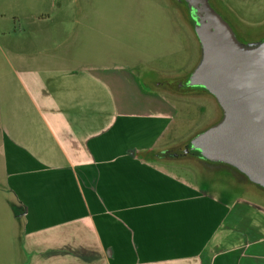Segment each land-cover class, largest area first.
Wrapping results in <instances>:
<instances>
[{
    "label": "crops",
    "instance_id": "obj_1",
    "mask_svg": "<svg viewBox=\"0 0 264 264\" xmlns=\"http://www.w3.org/2000/svg\"><path fill=\"white\" fill-rule=\"evenodd\" d=\"M212 1L240 34L231 16L264 15V0ZM5 13L0 33L21 18L31 46L51 40L46 13ZM76 37L56 59L14 57L23 89L0 75V264H264V207L128 154L156 147L163 95L144 89L138 65L87 59L86 29Z\"/></svg>",
    "mask_w": 264,
    "mask_h": 264
},
{
    "label": "rangeland",
    "instance_id": "obj_2",
    "mask_svg": "<svg viewBox=\"0 0 264 264\" xmlns=\"http://www.w3.org/2000/svg\"><path fill=\"white\" fill-rule=\"evenodd\" d=\"M5 1V0H3ZM212 3L213 1L210 0ZM4 3L6 18L21 14L44 12L49 18L43 27L50 32L51 40L44 45L31 46L37 40L34 30L25 26L19 18L14 29L0 33V75H9L13 89L21 90V69L13 65L14 57L34 58L42 53L56 59L60 53L77 46L76 35L86 29L87 59L98 64H135L144 85L156 97V147L146 157H157L163 150H171L183 144L211 123L213 112L209 94H193L177 85L194 64L197 57L196 42L188 31L189 20L185 3L175 0H11ZM262 5V2H259ZM239 11V14L244 15ZM258 11L253 21H233L244 25L251 34L242 35V42L264 38V15ZM243 24V25H242ZM243 30V29H242ZM241 36V35H240ZM30 45V48L27 46ZM25 45V49L21 48ZM137 68V67H136ZM24 85L35 88L25 78ZM4 84V83H2ZM178 88V89H177ZM164 92L170 94L165 95ZM153 98H151V101ZM151 109L153 103H150ZM148 103H141V107ZM144 112L141 116L143 118ZM160 169L182 184L190 187L202 185L203 190L213 192L228 200L256 199L264 204V189L246 181L234 172L206 166L194 157L160 158ZM175 184V182L173 183ZM186 185V184H185ZM258 193V195L254 194ZM260 196V197H259Z\"/></svg>",
    "mask_w": 264,
    "mask_h": 264
},
{
    "label": "water",
    "instance_id": "obj_3",
    "mask_svg": "<svg viewBox=\"0 0 264 264\" xmlns=\"http://www.w3.org/2000/svg\"><path fill=\"white\" fill-rule=\"evenodd\" d=\"M176 1L186 4L200 48L183 86L205 89L222 116L191 136L181 152L156 156L196 150L200 159L230 165L264 189V38L240 41L210 0Z\"/></svg>",
    "mask_w": 264,
    "mask_h": 264
},
{
    "label": "trees",
    "instance_id": "obj_4",
    "mask_svg": "<svg viewBox=\"0 0 264 264\" xmlns=\"http://www.w3.org/2000/svg\"><path fill=\"white\" fill-rule=\"evenodd\" d=\"M210 3H211V5H212V7L217 11V12H219L220 14H221V12L218 10V9H216L215 8V6H214V4L210 1ZM222 15V14H221ZM222 17L225 19V17L222 15ZM232 27V26H231ZM234 27V26H233ZM233 27H232V29H233ZM242 31H247V28H246V26L244 25V27H242L241 28V25H240V27H239ZM187 29H188V31L192 34V36H193V38L195 39V42H196V51H197V57H196V61L194 62V64L188 69V71L185 73V77L184 78H186L187 77V75H188V73L192 70V68L194 67V65L196 64V62H197V60H198V58H199V54H200V48H199V43H198V40H197V38H196V36H195V34H194V31H193V27H192V23L188 26L187 25ZM233 31L235 32V34H236V31L233 29ZM248 32V31H247ZM246 32V33H247ZM238 33V32H237ZM245 33L243 32L242 33V35H244ZM247 34H251L250 32H248ZM236 36H237V38H238V35L236 34ZM239 39V38H238ZM183 81V80H182ZM141 84H142V86L144 87V89H146V90H148V88L144 85V83L143 82H141ZM179 85H177V87H178ZM179 88V87H178ZM177 88V89H178ZM183 89H186V88H183ZM192 90H194V89H192ZM192 90H189L188 92H190V91H192ZM199 91L200 92H205V93H207V94H209L205 89H203V88H201V87H199ZM164 94L165 95H170V94H168V93H166V92H164ZM210 95V94H209ZM213 99H214V97L212 96V95H210ZM215 100V99H214ZM208 127V126H207ZM206 127V128H207ZM203 129H205V128H203ZM201 131V130H200ZM192 135H190L189 137H191ZM188 137V138H189ZM187 138V139H188ZM186 139V140H187ZM148 152H150V150L149 149H140V150H135V149H130L129 151H128V154H130V155H132V156H134V157H136V158H138V159H141V160H146V161H157V160H159V158H157V157H152V158H149L148 159V157H146V154L148 153ZM201 163H203L204 165H206V166H212V167H220V168H224V169H228V170H230V171H232V172H235L236 174H240L241 176H242V178L243 179H245L246 181H248V182H250L249 180H248V178L245 176V175H243L242 173H240L239 171H237L234 167H231L230 165H227V164H222V163H212V162H210V161H208V160H203V159H200V158H197ZM252 183V182H251ZM254 184V183H253ZM258 186V185H257ZM200 189H205V188H203L202 187V185H200V186H198ZM205 191V190H204ZM255 195L257 194L258 195V193H254ZM260 197V196H259ZM254 202H256V203H258V204H260V205H262L263 207H264V204L263 203H261V202H259L258 200H256V199H252Z\"/></svg>",
    "mask_w": 264,
    "mask_h": 264
},
{
    "label": "flooded vegetation",
    "instance_id": "obj_5",
    "mask_svg": "<svg viewBox=\"0 0 264 264\" xmlns=\"http://www.w3.org/2000/svg\"><path fill=\"white\" fill-rule=\"evenodd\" d=\"M175 1H176V0H175ZM176 2H178V1H176ZM178 3H182V1H181V2H178ZM185 6H186V4H185ZM185 10H186V13H185V14H187V17H188V20H189V24H191L192 21H191L189 15H188V12H187V8H186V7H185ZM225 20L229 23V21H228V19H227L226 17H225ZM229 24H230V23H229ZM230 25H231V24H230ZM231 26H232V25H231ZM232 27H233V26H232ZM233 29L236 31V34L238 35V38L242 39V34L237 33V29H236L235 27H233ZM240 35H241V36H240ZM185 79H186V78H183V81H181V82L179 83V87H180V88H186L185 86H183V82L185 81ZM190 92L193 93V94H197V93H199V94H204V93H205V92H200V91H199V87H194V90H192V91H190ZM210 95H211V94H210ZM210 95H209V96H210ZM210 97H211V96H210ZM210 101H211L210 103L212 104L213 112H212V114H211V119H212V120H211V123H210L208 126H210V125L216 123V122L221 118V116H222V111H221L219 105L217 104L216 100H214V99L211 97ZM205 128H206V127H205ZM189 139H190V137H189L187 140H185V141L183 142L182 145L176 147L175 149H171V150H169V151H174V152H177V153L181 152L182 149H183V147L188 143ZM159 153H160V152H159ZM157 157H163V158H165V157H169V158H173V157L168 156L167 153L163 154L162 156L159 155V156H157ZM177 157H194V158H199V156H198V152H197L196 150H189V151L187 152L186 155H183V156H177ZM234 174L237 175V176H240V174L238 175V174H236L235 172H234ZM240 178H242V176H240Z\"/></svg>",
    "mask_w": 264,
    "mask_h": 264
}]
</instances>
